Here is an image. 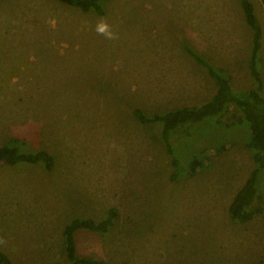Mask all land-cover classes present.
<instances>
[{"label": "rangeland", "instance_id": "374dc122", "mask_svg": "<svg viewBox=\"0 0 264 264\" xmlns=\"http://www.w3.org/2000/svg\"><path fill=\"white\" fill-rule=\"evenodd\" d=\"M250 1L264 84V0ZM200 7L206 27L191 22ZM193 28H206L202 45H192L190 34L201 33ZM184 43L236 92L256 88L240 0H111L103 17L58 0H0V148L18 139L22 152L55 157L51 172L0 165V250L14 264H69L65 226L98 222L111 209L107 234L76 233L80 255L110 264H264V204L244 224L229 213L255 168L242 114L220 118L229 128L208 118L172 133L175 181L163 125L134 116L136 108L153 117L200 106L217 92ZM194 157L203 166L186 169Z\"/></svg>", "mask_w": 264, "mask_h": 264}, {"label": "trees", "instance_id": "16d2710c", "mask_svg": "<svg viewBox=\"0 0 264 264\" xmlns=\"http://www.w3.org/2000/svg\"><path fill=\"white\" fill-rule=\"evenodd\" d=\"M60 3L78 9L88 14L93 13L98 17L105 16L106 4L111 0H58ZM245 19L252 29V49L250 54V70L256 88L236 92L230 78L223 70L216 69L201 54L187 43L183 44L184 51L200 66L204 67L217 86V92L200 106L177 107L163 115L146 116L142 110L134 109V116L143 124L161 123L162 140L166 151L172 159L175 169L172 180H178L180 161L176 158L171 135L178 128L214 118L220 127L229 128L230 124L220 121V118L230 110L242 114L241 125L247 127L248 138L245 146L251 150L255 168L251 171L244 185L235 195L229 213L235 222L244 224L251 221L256 215L263 213L264 204V84L258 70L259 56L262 47V28L255 15L254 6L250 0H240ZM180 132V131H178ZM20 145H27L23 140L12 139L0 148V165L15 167L19 164L30 166L41 165L45 171L51 172L54 167L55 157L44 149H34L35 152L25 153L20 150ZM37 150V151H36ZM203 159L194 157L186 169H197L203 166ZM186 177L185 173H182ZM117 211L111 209L105 219L96 222L93 219H73L64 228L63 247L69 264H110L94 255H80L76 244V233L87 231L104 236L115 225ZM0 264H14L12 260L0 250ZM41 264H63L60 262H47Z\"/></svg>", "mask_w": 264, "mask_h": 264}, {"label": "crops", "instance_id": "0c3cea01", "mask_svg": "<svg viewBox=\"0 0 264 264\" xmlns=\"http://www.w3.org/2000/svg\"><path fill=\"white\" fill-rule=\"evenodd\" d=\"M200 3V2H198ZM203 3V2H201ZM205 5H207V3H205ZM205 9H206V6H205ZM200 11H201V18L199 19H196L194 21L191 20L192 23L196 24L197 22H200V23H204V25H201L202 27H206V21H207V17L205 18V16L203 17V10L202 8L200 7ZM233 13V11H231ZM206 13V12H205ZM207 15V13H206ZM234 25V24H233ZM234 26H237V25H234ZM238 27H241V26H238ZM193 31H201L199 28H193L192 29ZM205 31V32H203ZM192 36L191 40L193 41V46H198V45H202L206 40H207V37H208V33H206V28L204 30V28L202 29L201 33L199 36H194V35H191L190 34V37Z\"/></svg>", "mask_w": 264, "mask_h": 264}]
</instances>
